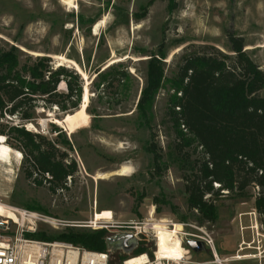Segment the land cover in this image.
I'll list each match as a JSON object with an SVG mask.
<instances>
[{"label":"rangeland","instance_id":"1","mask_svg":"<svg viewBox=\"0 0 264 264\" xmlns=\"http://www.w3.org/2000/svg\"><path fill=\"white\" fill-rule=\"evenodd\" d=\"M74 1L76 8L62 0H0V48L16 46L21 63L47 56L54 68L75 70L83 80V92L85 87L89 92L87 123H79L74 131L66 122L56 123L66 115L56 106H40L35 121L24 124L48 136H54L56 124L72 141L71 155L80 171L67 189L53 192L48 184L37 186L25 177L22 158L15 154L9 163L0 161V203L16 209L17 213L9 210L20 220L0 217V222L8 221L0 235L15 233L21 225L30 233L48 234L68 226L86 227L96 212L105 210L111 212L113 223L146 221L153 214L155 219L201 225L199 214L189 210L183 171L173 152L176 135L167 115L176 94L172 83L191 51L214 47L233 54L229 32L244 39V50L264 71V0H177L171 13L168 0ZM160 49L166 54L165 82L154 102L150 128L138 114L137 103L147 60ZM101 71H124L127 76L119 81L114 72L98 86ZM59 91H67L65 81ZM4 123L20 121L7 118ZM151 141L162 156L160 174L153 168ZM124 165L128 174L120 172ZM248 191L252 196L256 189ZM216 204L218 219L203 225L213 233L221 256L234 255L242 239H252L251 231H242L241 226L250 225L254 198L222 196ZM24 211L36 214L35 219L24 221L20 218ZM143 248L151 253L154 241ZM191 253L209 258L206 252ZM120 260L116 255L112 264Z\"/></svg>","mask_w":264,"mask_h":264},{"label":"trees","instance_id":"2","mask_svg":"<svg viewBox=\"0 0 264 264\" xmlns=\"http://www.w3.org/2000/svg\"><path fill=\"white\" fill-rule=\"evenodd\" d=\"M168 2L171 13L177 0ZM228 38L233 54L202 47L187 53L179 67L172 83L176 94L167 113L176 135L173 152L183 171L189 210L199 214L201 225L218 219L216 201L220 197H253L264 231V71L244 50L241 36L229 32ZM165 56L160 49L147 60L137 103L138 114L150 128L154 102L165 82ZM114 72L119 81L126 79V72ZM114 72H99L98 86ZM61 81L66 83V92L59 91ZM82 99L83 80L75 70L61 65L54 68L47 56L21 63L16 46L0 48V135L22 153L21 171L37 186L48 184L53 192L67 189L68 181L80 171L79 164L62 128L52 124L54 136H48L24 124L35 121L40 106H56L68 114L79 109ZM7 118H18L20 123H4ZM149 149L153 168L160 174L162 156L152 141ZM249 187L256 189L252 196ZM25 236L104 251L108 235L105 229L68 226L51 234L27 232ZM143 252L140 247L134 255Z\"/></svg>","mask_w":264,"mask_h":264},{"label":"built area","instance_id":"3","mask_svg":"<svg viewBox=\"0 0 264 264\" xmlns=\"http://www.w3.org/2000/svg\"><path fill=\"white\" fill-rule=\"evenodd\" d=\"M248 215L251 217L250 225L241 226V230L249 229L252 239L247 242L242 239L237 253L226 257L219 254L213 233L204 225L173 222L163 218L155 219L153 214L146 221L113 223V216L110 214L98 223L92 220L88 221L86 227L105 229L108 236L115 233L131 232L139 241L138 249L145 247L147 242L152 239L154 241L152 252L145 250L140 255L133 254L127 257L121 252L95 251L63 241L35 240L25 236L29 229L21 225L15 233L0 235V264H112V258L116 255L125 256V259L120 260V264H128L134 258H141V261L135 264H264L263 227L255 209ZM35 216L36 214L29 211L20 213V218L25 217L28 220L35 219ZM162 239H164L168 250L174 246L176 251H164ZM189 240L201 241L204 244L203 251L195 252L188 245ZM191 250L198 255L206 252L209 258H196Z\"/></svg>","mask_w":264,"mask_h":264},{"label":"bare ground","instance_id":"4","mask_svg":"<svg viewBox=\"0 0 264 264\" xmlns=\"http://www.w3.org/2000/svg\"><path fill=\"white\" fill-rule=\"evenodd\" d=\"M63 3H65L66 5H69L70 7H74L76 8V4L74 0H62ZM103 21L100 20L95 24V29H97L101 23ZM64 59V58H63ZM89 103V92L87 87H85L84 92H83V99H82V103L81 106L79 107V109H77L76 111H74L73 113H68L65 115V120L60 121V120H56V123L64 125L65 122L67 123L68 129L70 131H74V128L79 125V123H87V119H88V115L86 112V108L88 106ZM15 154L17 159L22 158V154L19 150H13V148H11L7 142L5 141V136L0 135V161L1 162H8L10 157H13L12 155ZM9 163V162H8ZM122 174H128L130 172V169L127 165L122 166V170L120 171ZM111 214L110 211L105 210L102 213L101 212H96L94 215V218H92V221H94L95 223H98L100 220H102L103 218H105V216H109ZM0 217L7 219L9 221H14L16 223H20V220L18 218V215L13 212L12 210H9V208L7 209V207L4 204L0 203ZM24 221H31L32 220H28L27 218H22ZM5 221V220H4ZM8 222V221H5ZM162 245H163V250L164 251H169V252H175L176 249L175 248H170L168 250V247L166 246L165 242L161 241ZM141 261V258H134L132 259L130 262H128V264H135L137 262Z\"/></svg>","mask_w":264,"mask_h":264},{"label":"water","instance_id":"5","mask_svg":"<svg viewBox=\"0 0 264 264\" xmlns=\"http://www.w3.org/2000/svg\"><path fill=\"white\" fill-rule=\"evenodd\" d=\"M5 222H0V227H3ZM106 250L111 253L121 252L125 256H132L139 247L138 239L131 232H121L111 234L106 237ZM188 245L195 251L201 252L204 249V244L201 241L189 240Z\"/></svg>","mask_w":264,"mask_h":264}]
</instances>
